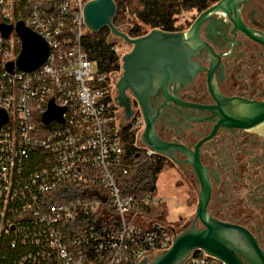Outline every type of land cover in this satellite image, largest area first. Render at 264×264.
I'll return each instance as SVG.
<instances>
[{
    "label": "built area",
    "instance_id": "1",
    "mask_svg": "<svg viewBox=\"0 0 264 264\" xmlns=\"http://www.w3.org/2000/svg\"><path fill=\"white\" fill-rule=\"evenodd\" d=\"M91 1L0 0V27L23 22L49 46L37 70L10 74L20 42L0 35V109L9 118L0 129V264H138L171 247L163 215L147 212L167 199L119 187L123 139L144 125L140 117L125 134L117 127L111 82L83 50ZM51 101L64 113L46 126ZM183 264L224 263L195 250Z\"/></svg>",
    "mask_w": 264,
    "mask_h": 264
},
{
    "label": "flooded vegetation",
    "instance_id": "2",
    "mask_svg": "<svg viewBox=\"0 0 264 264\" xmlns=\"http://www.w3.org/2000/svg\"><path fill=\"white\" fill-rule=\"evenodd\" d=\"M240 25L264 42V0H235V9L230 10L228 15L220 11L202 25L199 35L205 46L191 58L201 70L191 83L168 88L171 96L193 108H181L172 101L167 102L159 90L149 99L155 117V134L164 143L177 144L193 152L194 147L207 138L214 127V123L205 121L211 116L203 108L216 106L217 100L227 113L230 110L223 106L226 100L264 103V43L251 39L239 28ZM128 48L130 51L131 47ZM209 72L213 73L217 100L208 90ZM121 76L120 63V70L109 74L108 78L112 85L116 119L125 134V130L132 129L138 116L143 125L144 121L130 90L124 92L128 99V118L124 107L115 101L118 97L116 86ZM241 105L236 103L230 109L233 113H240ZM138 146L145 147L141 139ZM161 159L184 175L191 190L188 178L196 177L191 167L183 163L188 157L183 153L174 154V159L181 165H175L165 157ZM199 159L211 181L209 214L217 221L247 230L264 252V125L252 130L218 129L211 139L200 146ZM196 183L198 185L197 180ZM192 219L183 226L187 228Z\"/></svg>",
    "mask_w": 264,
    "mask_h": 264
},
{
    "label": "water",
    "instance_id": "3",
    "mask_svg": "<svg viewBox=\"0 0 264 264\" xmlns=\"http://www.w3.org/2000/svg\"><path fill=\"white\" fill-rule=\"evenodd\" d=\"M232 9H235V0H221L201 13L187 32L165 33L152 30L135 39L129 38L124 32L113 26L112 20L116 15V5L113 0H93L86 3L82 9L83 23L89 32L97 33L107 28L118 45L122 41L131 47L129 52L120 57L122 76L116 86L118 97L115 101L120 107H124L127 118L130 112L128 99L124 95L125 90H130L138 102L144 128H141L137 133L135 145L139 147L138 143L141 139L144 148L171 160L175 165L181 164L174 159V154H185L188 160L183 163L191 167L196 177V179L192 176L188 178L192 184L191 188L197 196L195 212L185 223L193 217L192 222L181 232H178L179 230L176 228L179 226H167L171 233V247L147 255L138 264H183L195 250H201L203 255L217 258L224 264H264V252L258 246L256 238L242 227L217 221L209 214L211 181L207 169L199 159L200 146L203 142L211 139L218 129L252 130L263 126L264 103L226 100L223 106L230 112H225L216 99L213 73L209 72L207 86L213 99L217 100V104L203 108V110L210 113L211 116L205 121L214 123V127L211 134L194 147L193 152L177 144L164 143L156 136L155 117L149 104V99L159 90L167 102L172 101L181 108H193V106L185 105L176 97L171 96L168 88L169 86H185L192 82L196 73L201 70L197 63L191 61V58L198 54L201 47L205 46L199 35L202 25L209 22L215 13L222 11L228 15ZM239 28L251 39L264 43L242 25ZM12 32L20 42V49L15 61L6 64V71L10 74L13 70L24 73L34 72L46 62L49 56V46L23 22H17L14 27H0L2 38H7ZM110 97L115 104L111 90ZM236 103L243 104L240 113H233L230 109ZM63 113L64 110L55 108L51 101L41 122L46 126L52 122L62 123ZM8 120L7 112L0 109V129L8 123ZM116 123L117 127L121 128L117 119Z\"/></svg>",
    "mask_w": 264,
    "mask_h": 264
},
{
    "label": "trees",
    "instance_id": "4",
    "mask_svg": "<svg viewBox=\"0 0 264 264\" xmlns=\"http://www.w3.org/2000/svg\"><path fill=\"white\" fill-rule=\"evenodd\" d=\"M219 0H113L116 5V15L112 20L113 26L122 30L129 38L135 39L146 35L152 30H159L165 33L185 32L195 20L180 23L182 13L194 12L199 15L204 10L215 5ZM127 8L134 14L133 20L127 19L123 15ZM86 34L83 50L88 53L91 60L96 61L98 70L108 76L120 70V57L112 50L115 40L111 37L107 28L97 33ZM16 37V36H15ZM19 45H17V52ZM127 132V130H125ZM123 167L116 170L118 183L122 194L140 196L145 192L155 190L157 175L165 165L164 160L158 158L147 159L144 153L134 147L133 134L127 135L123 139ZM126 171V175H123ZM152 216L161 215L160 208L147 211ZM181 232L185 229L180 223Z\"/></svg>",
    "mask_w": 264,
    "mask_h": 264
},
{
    "label": "rangeland",
    "instance_id": "5",
    "mask_svg": "<svg viewBox=\"0 0 264 264\" xmlns=\"http://www.w3.org/2000/svg\"><path fill=\"white\" fill-rule=\"evenodd\" d=\"M193 16H195V18L197 17L194 12L182 13L181 17H183V19L181 18L180 23L184 21L191 22ZM115 46L116 53L119 57L129 52L128 46L122 41L119 42V45L115 42ZM94 70L93 68V71ZM138 118H140V116H138L136 120ZM133 136L135 143L136 133H134ZM154 193L167 199V203L160 207V213L163 215V220L168 226H180V223L184 224L195 212L197 196L194 190L192 188L190 190L187 187L183 174L172 169L169 165H165L162 171L157 175ZM175 203L177 205L176 208H174Z\"/></svg>",
    "mask_w": 264,
    "mask_h": 264
},
{
    "label": "bare ground",
    "instance_id": "6",
    "mask_svg": "<svg viewBox=\"0 0 264 264\" xmlns=\"http://www.w3.org/2000/svg\"><path fill=\"white\" fill-rule=\"evenodd\" d=\"M158 160H160V159H158Z\"/></svg>",
    "mask_w": 264,
    "mask_h": 264
}]
</instances>
